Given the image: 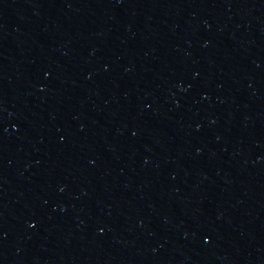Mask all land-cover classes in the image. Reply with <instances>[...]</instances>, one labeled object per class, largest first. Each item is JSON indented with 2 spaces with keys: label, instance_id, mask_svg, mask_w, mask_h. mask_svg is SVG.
Listing matches in <instances>:
<instances>
[{
  "label": "water",
  "instance_id": "water-1",
  "mask_svg": "<svg viewBox=\"0 0 264 264\" xmlns=\"http://www.w3.org/2000/svg\"><path fill=\"white\" fill-rule=\"evenodd\" d=\"M0 264H264V0H0Z\"/></svg>",
  "mask_w": 264,
  "mask_h": 264
}]
</instances>
